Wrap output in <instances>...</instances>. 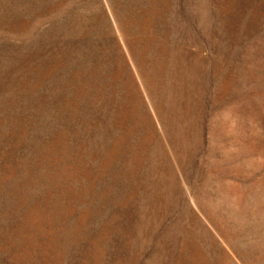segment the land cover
Segmentation results:
<instances>
[{"label": "rangeland", "instance_id": "1", "mask_svg": "<svg viewBox=\"0 0 264 264\" xmlns=\"http://www.w3.org/2000/svg\"><path fill=\"white\" fill-rule=\"evenodd\" d=\"M0 264H264V0H0Z\"/></svg>", "mask_w": 264, "mask_h": 264}]
</instances>
